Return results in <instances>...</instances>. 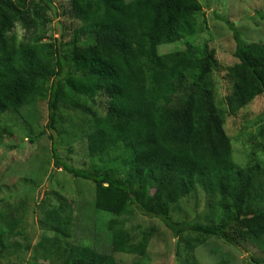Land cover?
I'll use <instances>...</instances> for the list:
<instances>
[{
	"label": "trees",
	"instance_id": "1",
	"mask_svg": "<svg viewBox=\"0 0 264 264\" xmlns=\"http://www.w3.org/2000/svg\"><path fill=\"white\" fill-rule=\"evenodd\" d=\"M55 2L0 0V137L14 138L12 128L24 127L31 142L47 131L52 140L51 171L50 162L42 161L37 175L20 176V184L34 189L47 176L53 185L58 171L90 183V202L114 218L113 245L139 262L158 236L154 222L175 237L198 234L185 238L192 251L212 237L236 249L247 242L264 248V194L258 184L264 164L242 166L225 131L228 118L264 97V44H244L234 23L223 21L233 33L236 63L228 68L230 92L220 96L212 79L221 67L208 43L166 51L208 32V0H70L79 25L69 40L63 33L48 38V26L60 17ZM18 27L26 33L21 40ZM42 103L48 123L35 134ZM65 105L83 117L77 122L72 116L74 128H88V167L73 166L59 151L55 133L69 134L57 127ZM98 106L103 117L92 111ZM25 145L16 143L15 154ZM3 184L0 180V264L6 258L23 264L32 250L26 231L29 200L1 199L9 187ZM65 189L57 194L58 205L41 207V221L55 234L37 246L44 252L37 261L103 264L95 240L77 246L64 240L73 225L72 215L64 214L74 205ZM199 190L211 200L212 224L175 219L184 200L197 198ZM133 215L151 222L137 244L126 227Z\"/></svg>",
	"mask_w": 264,
	"mask_h": 264
},
{
	"label": "rangeland",
	"instance_id": "2",
	"mask_svg": "<svg viewBox=\"0 0 264 264\" xmlns=\"http://www.w3.org/2000/svg\"><path fill=\"white\" fill-rule=\"evenodd\" d=\"M69 1L56 0L55 4L59 9L60 17L54 19L48 26V38L57 39L63 33L65 39L69 40L73 29L78 27L79 23L72 19ZM126 1L130 2L132 0ZM208 6L209 8L206 10L208 32L198 33L188 38L185 42L178 44V47L174 46L172 48L170 46L166 51L185 50L187 43L195 48L202 47L208 43L216 51L221 67L220 73L215 74L212 83L217 85L220 96H226L230 92L228 68L236 63L234 57L236 43L232 31L223 21L234 23L235 28L241 33V41L244 44H264V0H208ZM16 32L19 40L26 37L25 31L20 27L16 29ZM65 54L68 58L71 57L69 49L65 50ZM83 103L88 107H92L90 100H84ZM40 106V112L36 113V123L39 124V128L34 132L35 134L45 128V124L48 123L47 106L45 103ZM92 111L99 117L105 115L104 110L99 108V106ZM80 115L67 105L63 106L58 114L57 127L59 130H67L69 134L55 133V137L60 138L58 148L62 156L69 159L68 162L73 166L84 168L90 166L91 163L88 157L86 141L88 128H74L72 119V116H74L76 121L79 122L83 119ZM9 117L14 121V117ZM15 123L20 124L19 121ZM23 128H18L19 130L12 128L16 136L14 138L0 137V180L2 183L4 182L3 185L9 186L1 194V199L16 198L18 201L21 198H27L30 205L26 220L29 227L26 231L31 238L32 250L23 264H61L51 260H44L43 258H39L37 261L36 257L38 258L39 255L41 257L44 256L43 250L38 249L37 246L42 243L44 238L53 239L55 234L49 226L44 225L41 221V207L42 205L46 207L58 205L60 199L58 200L57 194L62 187L66 188L65 190L71 194L74 200L73 208L71 207L70 209L68 207L64 214L72 215L73 219L69 238H64V240L71 246L95 240V250L99 261L103 264H252V259H264V248L263 246L260 247L261 243L247 242L243 245V248L236 249L214 237L208 239L205 244L199 245L196 250H189L187 243L199 236L198 234L185 233L181 237H175L160 222L153 223L154 228L158 229V236L153 238L151 244L147 247L148 249H146L147 252L142 262H139V257L137 256H128L121 253L113 245L115 238L110 231L114 229V223L111 222L114 218L104 210H98L94 202H90V183L73 179L72 176L58 171L53 180V185L47 181V176L41 177V181L44 184L34 189L31 184L27 183L25 186L20 184L24 182L19 180L23 175L31 176L29 173H36L37 175L42 161L50 162L49 171L53 167L51 131H47L36 142H31L26 135L29 130ZM263 129L264 97L254 100L249 106L227 119L225 131L233 142L235 158L239 159V163L242 166L253 161L264 164V137L261 136ZM73 134L75 136H72ZM21 140L26 145L24 149H20L15 154L13 146L16 143H21ZM29 155H33L32 160ZM36 160L38 163H36ZM258 181L264 194V176L260 177ZM82 183H87L85 189ZM26 190L31 191V194L27 193ZM210 203V198L199 190L197 198L184 200L182 211H179L180 215L176 212L173 215L175 219L179 220L212 224L213 218L208 219V216L212 214ZM150 223L139 215H133L127 219L126 227L133 234V243L137 244L140 242L142 233L150 228ZM185 238L189 239V241ZM64 240L59 241L60 252L65 248ZM48 248L50 250L49 253H55L54 248ZM34 251L37 253L35 254ZM2 264H9L8 258L3 259Z\"/></svg>",
	"mask_w": 264,
	"mask_h": 264
}]
</instances>
